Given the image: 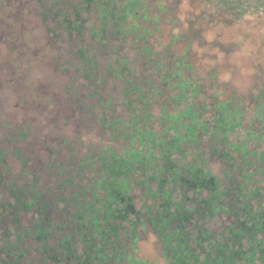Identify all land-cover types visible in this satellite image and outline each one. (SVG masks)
Returning <instances> with one entry per match:
<instances>
[{"label":"trees","instance_id":"1","mask_svg":"<svg viewBox=\"0 0 264 264\" xmlns=\"http://www.w3.org/2000/svg\"><path fill=\"white\" fill-rule=\"evenodd\" d=\"M38 1L54 33L83 42L77 71L91 89L83 106L111 141L58 162L56 187L66 193L55 196L6 182L0 149V197L8 196L0 199V264H147L136 245L152 233L165 264H264V98L249 119L241 101H207L182 59L171 67L146 44L144 0ZM203 1L230 23L264 15V0ZM133 42L146 44L147 63L131 78ZM108 77L122 83L119 100L101 101ZM165 92L156 114L151 103Z\"/></svg>","mask_w":264,"mask_h":264},{"label":"rangeland","instance_id":"2","mask_svg":"<svg viewBox=\"0 0 264 264\" xmlns=\"http://www.w3.org/2000/svg\"><path fill=\"white\" fill-rule=\"evenodd\" d=\"M144 1L147 18L140 23L155 57L171 67L182 59L183 72L203 87L201 95L208 96L207 101L216 97L241 101L249 119L256 98H264V15H247L230 23L216 16L213 6L203 0ZM38 2L6 0L0 10V149L9 169L6 182L35 186L55 196L60 190L57 181L63 177L58 174V162L82 159L110 142L111 134L83 106L91 90L77 71L76 50L83 42L68 41L60 31L54 33L56 21L42 17ZM146 44L133 42L128 49L135 63L131 66L138 64L131 78L144 72ZM102 50L104 73L111 49ZM145 74L147 81L156 76L151 70ZM107 79L101 101L112 96L119 100L122 83ZM166 92L153 99L154 113H160ZM91 97L88 102L97 100ZM213 166L214 171H222L220 162ZM64 192L66 188L59 194ZM7 198L0 197L1 201ZM31 217L32 212L22 215L25 222ZM136 246V254L147 264L166 263L153 233Z\"/></svg>","mask_w":264,"mask_h":264}]
</instances>
